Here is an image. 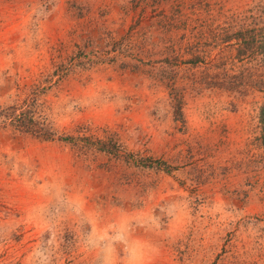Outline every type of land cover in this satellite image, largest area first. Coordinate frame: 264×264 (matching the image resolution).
I'll use <instances>...</instances> for the list:
<instances>
[{"label": "rangeland", "instance_id": "obj_1", "mask_svg": "<svg viewBox=\"0 0 264 264\" xmlns=\"http://www.w3.org/2000/svg\"><path fill=\"white\" fill-rule=\"evenodd\" d=\"M261 37L264 0H0V264H264Z\"/></svg>", "mask_w": 264, "mask_h": 264}, {"label": "trees", "instance_id": "obj_2", "mask_svg": "<svg viewBox=\"0 0 264 264\" xmlns=\"http://www.w3.org/2000/svg\"><path fill=\"white\" fill-rule=\"evenodd\" d=\"M260 41V46L258 45V53L261 54L264 57V51H263V47L264 46V37H261V39H259ZM256 48V50H257ZM261 49V50H260ZM259 119H260V124H261V129H262V134H264V102L260 107V111H259ZM264 136V135H263Z\"/></svg>", "mask_w": 264, "mask_h": 264}]
</instances>
